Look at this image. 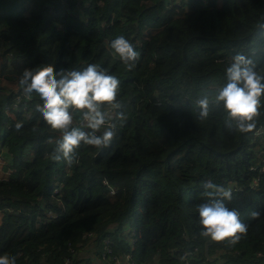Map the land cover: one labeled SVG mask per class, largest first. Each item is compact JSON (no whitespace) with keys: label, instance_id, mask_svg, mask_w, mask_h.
Instances as JSON below:
<instances>
[{"label":"trees","instance_id":"trees-1","mask_svg":"<svg viewBox=\"0 0 264 264\" xmlns=\"http://www.w3.org/2000/svg\"><path fill=\"white\" fill-rule=\"evenodd\" d=\"M175 1L0 0V81L18 87L25 68L96 63L120 81L121 107L106 110L126 114L108 146L81 144L69 165L49 158L59 133L38 117L35 98L23 95L9 116L13 91L0 85V153L14 170L0 179V255L100 264L108 240L109 260L264 264V108L241 133L215 100L233 54L264 71V0H222V10L214 0ZM117 36L139 52L131 68L108 47ZM205 179L232 189L224 203L247 225L234 244L201 235Z\"/></svg>","mask_w":264,"mask_h":264},{"label":"clouds","instance_id":"clouds-1","mask_svg":"<svg viewBox=\"0 0 264 264\" xmlns=\"http://www.w3.org/2000/svg\"><path fill=\"white\" fill-rule=\"evenodd\" d=\"M108 47L119 57L126 67L134 66L139 52L124 36L108 41ZM131 62V63H129ZM226 83L215 96L222 102L228 117L226 127L243 133L255 126V117L264 108V71L257 68L250 56L237 52L224 68ZM18 90L27 98H35L34 109L38 117L59 135L49 140L53 147L49 158L63 159L71 165L75 149L81 144L98 149L111 142L116 122L126 118L122 111L109 112L106 109H119L117 99L120 81L96 63H86L80 68H60L51 65H38L25 68L18 77ZM199 118L208 116L209 100L204 96L196 101ZM78 117L74 119V114ZM23 122L15 124L17 130ZM201 187L207 201L196 206L199 215L201 235L212 240H227L234 244L247 232L239 212L228 208L224 201L232 198V189L217 185L211 180H203ZM252 216L258 215L253 211ZM0 264H17L16 255H0Z\"/></svg>","mask_w":264,"mask_h":264},{"label":"built area","instance_id":"built-area-1","mask_svg":"<svg viewBox=\"0 0 264 264\" xmlns=\"http://www.w3.org/2000/svg\"><path fill=\"white\" fill-rule=\"evenodd\" d=\"M23 97H24L23 94H21L18 91V89L14 90L12 92L11 102L8 104H5L3 106L5 113L9 116H12L13 112L18 108ZM13 171H14L13 169L8 167L7 161H6L5 157L3 156V154L0 153V179L1 180H7L9 178V176L13 173ZM263 171H264V165L261 167V172H263ZM253 183L255 184V182H253ZM56 190L57 189H54V191H56ZM111 193H113V191H111ZM54 215H55L54 212H49L48 216L53 217ZM133 236H134V234L131 235V237H133ZM110 245H111V243L108 240H104L103 241V249L100 250L99 256L95 260L100 258L101 263H102V260H105L106 264H135V262L130 259L129 254L128 255L126 254L124 259H122V260L119 258H115V257H112L111 260L107 259L108 256L111 255L110 254L111 253ZM65 264H71L70 259H66ZM216 264H221V262L216 263Z\"/></svg>","mask_w":264,"mask_h":264},{"label":"rangeland","instance_id":"rangeland-1","mask_svg":"<svg viewBox=\"0 0 264 264\" xmlns=\"http://www.w3.org/2000/svg\"><path fill=\"white\" fill-rule=\"evenodd\" d=\"M179 3H180V0H176L175 2H173V4L171 5V7H172V6L178 7V6L180 5ZM185 3L188 4V1H187V0L184 1V4H185ZM99 4L102 5L101 2H99ZM218 6H219V5H218ZM186 10H188V6H187V5L183 6V11H186ZM175 11L178 12V8H176ZM1 84H2L3 86H7V88H8L10 91H14V90H16V89L18 88L15 84L10 83V82H7V81H4V80L2 81ZM1 217H2V213L0 212V219H1ZM0 223H1V220H0Z\"/></svg>","mask_w":264,"mask_h":264},{"label":"crops","instance_id":"crops-1","mask_svg":"<svg viewBox=\"0 0 264 264\" xmlns=\"http://www.w3.org/2000/svg\"><path fill=\"white\" fill-rule=\"evenodd\" d=\"M219 5V6H218ZM213 6H215V8L217 9V10H222V8H223V4H222V0H214L213 1ZM1 63H2V59L0 58V65H1ZM2 81H0V85L3 87V88H7V86H3L2 84ZM3 93V90L2 89H0V94H2ZM1 220V219H0Z\"/></svg>","mask_w":264,"mask_h":264}]
</instances>
